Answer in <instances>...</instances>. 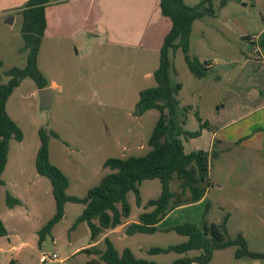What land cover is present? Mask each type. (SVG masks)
<instances>
[{"label":"rangeland","instance_id":"374dc122","mask_svg":"<svg viewBox=\"0 0 264 264\" xmlns=\"http://www.w3.org/2000/svg\"><path fill=\"white\" fill-rule=\"evenodd\" d=\"M28 1L0 0V83L9 82L7 73L13 68L27 66L23 17L17 16L10 26L5 24L3 14L25 6ZM201 1L185 0V3L194 7ZM222 1H226L225 6ZM109 2L61 0L52 5L51 27L44 35L38 55L39 70L54 94L52 106L40 107L39 89L31 78L23 79L8 100L7 113L21 129L23 141H10L9 164L2 176L0 213L11 239L0 237L1 264H10L11 258L17 259V264H42V256L48 258L46 264H106L100 254L72 255L91 242L88 225L75 226L84 211L83 204L67 203L63 219L40 242V231L55 216L57 205L51 182L37 172L36 158L41 147L39 131L45 129L50 161L70 181L67 195L84 198L109 173L104 168L108 159L140 157L150 150L149 140L160 113L151 110L138 117L135 109L141 92L156 87L154 73L160 65L158 27L148 15L154 3L122 1L125 15L130 16L128 30L110 35ZM213 6L214 17L205 16L193 25L190 55L202 63L210 60L215 70L199 79L188 68L181 49L171 53V76L182 84L178 95L180 107L188 110L183 130L188 134L200 132L197 138L182 137L185 151L210 153L211 185L203 200L169 213L155 234L128 236V224L105 237L119 252L130 249L138 259L171 264L199 254L148 253L151 248L185 243L188 238L173 228L189 222L223 225L227 220V239L236 240L242 235L250 251H264V109L249 115L250 102L257 104L259 99L250 92L255 94L257 90L250 88L252 84H247L249 88L235 89L234 82L219 74L224 68L222 61L243 58L244 36L257 34L263 28L264 0H216ZM112 15L118 19L121 14L116 11ZM93 23L100 27V32L89 37L85 29ZM78 26L83 30L75 32ZM115 41H123L125 46L116 45L119 42ZM235 93L244 104L235 102L232 97ZM170 187L180 192L179 181H171ZM161 192L159 180L144 181L140 186V205L135 193H129V220L137 222L141 214L152 211L147 204L158 199ZM7 194L27 204L25 209L17 208L24 215L8 217ZM102 237H97L99 243L90 247L91 252L105 251ZM236 252L237 247L216 250L208 264H264V260H238ZM54 254L59 259H54ZM64 258L67 260L61 263L59 260Z\"/></svg>","mask_w":264,"mask_h":264},{"label":"trees","instance_id":"16d2710c","mask_svg":"<svg viewBox=\"0 0 264 264\" xmlns=\"http://www.w3.org/2000/svg\"><path fill=\"white\" fill-rule=\"evenodd\" d=\"M61 0H29L22 11V35L24 50L28 52L27 66L23 69L13 68L7 75L8 83H0V188L4 186L2 176L6 169L9 156L10 141H23V133L19 126L9 117L7 103L14 91L25 78H31L39 90L48 87L39 67L38 55L42 40L47 29L46 9ZM202 0L198 5L190 7L185 0H160V9L164 17L172 22V28L164 39L160 51V65L154 73L156 87L141 92L136 105L135 115L143 116L146 112L157 110L159 120L149 140V152L140 157L127 159H108L104 168L109 170L101 183L89 190L86 197L68 196L70 185L68 177L50 161L49 136L45 129L39 131L41 147L36 158V169L40 176L49 179L56 200L57 212L53 219L40 231V242L50 235L54 226L65 215L67 203L83 204V213L77 218L75 226L86 223L91 231V241L106 231L114 230L129 219L131 206L127 201L129 193H135L137 203L141 204L140 186L144 181L159 180L162 192L158 199L150 200L147 204L152 211L140 215L137 222L130 223L126 234H155L158 225L173 210L192 205L203 200L210 188V153L205 151L186 153L182 137L197 138L200 132L188 134L183 127L187 120V108L180 107L178 95L182 84L171 76L173 68L171 53L181 49L185 62L190 71L199 79L207 76L209 68L190 55L191 35L193 25L205 16L214 17L213 2ZM226 1H222L225 6ZM2 66V63H0ZM196 118L201 122L198 113ZM57 137L56 133H51ZM179 181L180 192L171 190L170 183ZM8 207L13 209L22 203L19 199L7 194ZM98 221V225L95 223ZM226 222L223 225L204 222L185 223L173 228L181 236L187 237L185 243L167 248H151L150 255L169 254L171 252L184 255L192 251L199 252L195 256H187L171 264H208L213 252L229 247H237L236 259L264 260L263 252H252L245 238L240 235L236 240L226 238ZM8 236V231L0 219V237ZM104 252H91L87 248L81 253L100 254L106 264H160L138 259L130 249L119 252L105 238Z\"/></svg>","mask_w":264,"mask_h":264},{"label":"crops","instance_id":"0c3cea01","mask_svg":"<svg viewBox=\"0 0 264 264\" xmlns=\"http://www.w3.org/2000/svg\"><path fill=\"white\" fill-rule=\"evenodd\" d=\"M122 1L124 2L125 0H110V2H109V4H111L110 5V10H111L110 16L112 17L108 22V24H109L108 32L110 31L109 32L110 35L113 33H123V32H125V29L128 30V23H130V19H129L130 16H129V14L125 15V13H126L125 8H124L125 6H124V4H121ZM27 3H26V5H27ZM153 3L154 4L150 5V6H152V8L149 9L150 11H149L148 15L151 16V18H154L155 25H156V27H158V30H157L158 35L156 37H159L158 38L159 39L158 45L160 44V48H162L161 46L164 43V39L172 28V22L170 19H168L162 15L161 9H159L160 8V0H153ZM25 6L15 8V9H12V10L5 12L3 14V18H5V20H4L5 24L11 26V24L8 23L9 18L12 17L13 22H14V20L16 19L17 16H19V15L22 16V11L24 10ZM53 9H54V6H52V5L47 7V9H46L47 29H46L45 34L47 33L48 29L51 27L52 17H50V11H53ZM115 10L120 12V14H121L118 19H116L112 15L113 12H116ZM53 13H52V16H53ZM145 16L147 17V13L145 14ZM139 17H140V15L138 14L137 19ZM138 22H140V20H138ZM99 28L100 27L96 26L93 23L92 25H90V27L86 28L85 30L89 34V37H95V36H98V34L100 32ZM53 30H55V28ZM82 30H83L82 26H78V28L76 29L75 32H79ZM263 35H264V24H263V28L261 29V31L259 33L245 35L244 36L245 45L243 46V51H241L243 58L242 59L236 58V59H234V60H236L234 62L231 61L230 59L222 61L224 68H223L222 72H219L220 76L221 75L225 76V77H227L229 82H234V84L236 85L235 89H243L244 87L247 88L248 87L247 84H252V86L250 88H254L257 90L255 94H252L250 92L251 96H254V97L258 96L259 99H258V101H256L257 104H255L254 102H250V105L252 107L250 110H248L249 115L264 109V41L262 42ZM115 42H119L116 45H119V46L124 45L125 46V43H123V41L122 42L121 41H115ZM128 43L129 42H127V44ZM113 44H115V43H113ZM203 63L207 64L209 71L213 72L215 70L214 64L210 60L206 59ZM220 76H218V77L220 78ZM251 80H252V83H250ZM242 86H244V87H242ZM232 97L235 100V102H237L239 104H244V102L239 98V96L236 93L232 94ZM235 102H234V104H235ZM245 105H247V104H245ZM222 106H223L222 109L224 110L225 105H222ZM253 129H255V128H253ZM248 136H250V135H248ZM236 142L237 141H235V143ZM251 145H253V144H250V146ZM8 164H9V161L6 165V169H7ZM6 169H5V171H6ZM5 171H4V173H5ZM21 203L22 204L18 207H15L13 209L9 208V212H8V214H10V215H8L9 218H16V217H21L22 215H24V214H22V212L18 211L17 208L25 209L27 204L22 200H21ZM0 219L2 220L5 228L8 231V236L2 237V238H6L10 241L11 233H10V230L8 229L6 222L3 219L1 213H0ZM130 223H133V222H131L129 219L125 220L123 225L120 226L119 228L114 229V230H109V231H106L103 234H101V236H103L102 239L107 237L109 235V233H111V232H115V231L119 232V231L125 229L126 225H128ZM97 243H99V241H96V242L91 241L90 244L87 245L86 247L83 246L81 248L76 249L72 253V255H78L81 253L78 251H80V250L82 251L84 249H87V247L90 248V247L96 245ZM11 250L14 251L15 247H12ZM54 255H56V254H54ZM1 259L2 258H0V264H1ZM44 259H46V260H44ZM47 259H48L47 257L42 256V258H40V263L46 264ZM58 259H59V257H58ZM66 260L67 259L64 258V259H60L59 261L61 262V261H66ZM92 261H93V258L90 262H92ZM18 262L19 261L17 259L11 258L10 264H17Z\"/></svg>","mask_w":264,"mask_h":264},{"label":"water","instance_id":"95a60500","mask_svg":"<svg viewBox=\"0 0 264 264\" xmlns=\"http://www.w3.org/2000/svg\"><path fill=\"white\" fill-rule=\"evenodd\" d=\"M9 24H13V18H9L8 20ZM40 96V107L42 109H49L52 106V100H53V92L50 88H45L39 91Z\"/></svg>","mask_w":264,"mask_h":264},{"label":"built area","instance_id":"2783aa9c","mask_svg":"<svg viewBox=\"0 0 264 264\" xmlns=\"http://www.w3.org/2000/svg\"><path fill=\"white\" fill-rule=\"evenodd\" d=\"M54 257V259H58V256L57 255H54L53 256ZM44 260H46V259H44ZM65 261H61V263H64Z\"/></svg>","mask_w":264,"mask_h":264}]
</instances>
